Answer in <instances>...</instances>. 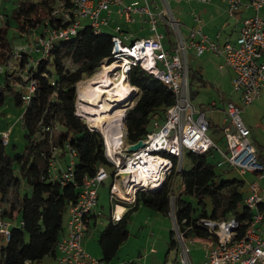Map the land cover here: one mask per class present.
Instances as JSON below:
<instances>
[{
	"label": "built area",
	"instance_id": "1",
	"mask_svg": "<svg viewBox=\"0 0 264 264\" xmlns=\"http://www.w3.org/2000/svg\"><path fill=\"white\" fill-rule=\"evenodd\" d=\"M141 1L142 4H138ZM180 1V0H177ZM200 4H208L211 0H196ZM228 4V13L232 15L241 5L243 9L253 8L256 12L264 6V0H223ZM69 9L59 4L52 14L61 15V27H50L47 21L42 29L43 35L33 43L21 45L12 50L13 59L20 65L21 79L24 82L21 100L28 104L37 92L39 82L29 73L40 60L47 59L53 43L56 40H68L75 37L85 26L89 25L95 33L102 32V26L109 21L110 6L117 5V13L125 20H133V13L145 17L152 32L150 37H142L125 43V35L119 25L114 27L111 37L112 47L110 64L113 72L125 74L134 66L151 74L155 79L163 82L174 94V103L167 108L163 120L154 119L152 129L143 139V147L129 152L125 140L126 129L124 118L126 110L134 100L126 99L121 103L124 118L121 132L115 139L107 142L101 133L105 147V156L112 167L107 172L104 166L99 165L93 175H85L77 185L74 178L75 151L65 145L70 161L63 170L58 169L59 148L51 146L49 155V170L54 178L62 184L71 182L78 187V196L68 207L69 216L66 221V233L59 238L56 244V253L52 264H105L99 258L91 256L83 247L82 239L85 235L86 216L96 207L98 186L110 175L112 181L109 187L110 202L113 206L112 221H119L124 209L121 203H134L138 191H152L160 188L166 177L170 175L174 166L181 167L185 153H205L209 149L217 148L208 135L209 122L205 112L194 107L189 94L187 49L193 47L199 56L205 50H212L222 54L223 62L219 69L229 67L233 71L231 85L234 91L239 92V102L227 101L224 111L226 120L233 126L234 131L226 130L224 137L228 153L219 152L226 163L244 175L247 172L255 174L257 179H264V165L256 155V148L249 138L250 130L242 118L245 107L260 96L264 97V19L259 16L248 17L242 20L239 32L234 42L225 41L219 44L209 39L203 32L198 12L192 13L193 25L188 29V40L185 41L180 32L181 22L166 0H162L163 7L153 10L149 0H134L126 4L124 0H70ZM101 12H105L104 16ZM82 18L88 23L83 24ZM163 19L175 33L174 48L166 50L162 39L164 35L158 30L159 22ZM40 27V26H39ZM218 38V35L216 36ZM39 55L36 58L34 55ZM3 68L0 67V71ZM17 69V68H16ZM51 84L54 81L51 80ZM79 83H77L78 85ZM78 87V86H77ZM78 90V89H77ZM77 93L75 114L82 111L81 101ZM215 105V103H212ZM86 121V120H85ZM88 127L93 130L89 119ZM50 133L53 129L47 128ZM98 130V129H97ZM264 132V127H263ZM8 131H0L2 145L8 142ZM135 143V142H134ZM249 194L244 197V204L251 210L252 215L245 229L243 237L235 239L238 223L234 219L213 221L200 219L198 224L205 227L211 239H202L204 245V261L202 264H264V226H260L264 215L259 206L264 197V186L257 181L249 183ZM174 199V196H170ZM174 218V213H172ZM21 224V222H19ZM11 222L2 216L0 205V237L7 241L10 237ZM178 242V261L180 264H191L189 248L186 239L175 229ZM194 239H191L192 242ZM199 241L201 239H198ZM25 264H44L43 262L26 261Z\"/></svg>",
	"mask_w": 264,
	"mask_h": 264
},
{
	"label": "trees",
	"instance_id": "2",
	"mask_svg": "<svg viewBox=\"0 0 264 264\" xmlns=\"http://www.w3.org/2000/svg\"><path fill=\"white\" fill-rule=\"evenodd\" d=\"M16 3L13 17L23 34L40 26L39 34L43 35L45 21L50 27L65 26L66 23L60 22L61 15L52 14V11L59 4L64 9L71 7L70 0H17ZM7 31L6 26L0 27V65L13 57ZM111 37V33H95L85 25L75 37L56 40L49 57L29 70L38 80L39 87L28 104L21 100L22 89L14 88L10 81L11 78L20 82V76L8 71L3 73L0 107L8 98L13 106L24 107L21 125L25 145L10 156L5 151L8 142L2 145L0 141L2 216L12 219L17 213L21 222L11 226L9 239L0 243V264L42 262L45 257L56 253L64 215L69 204L76 200L79 190L71 182L62 184L50 172L51 146L62 151L67 144L75 151L74 178L77 185L85 175H93L97 166H111L105 156L101 133L91 130L86 121L75 114L77 83L94 75L102 63L112 62ZM66 60L75 67H67ZM126 79L136 88L134 103L126 110L124 121L125 140L134 143L145 137L154 119L163 120L167 108L174 103V94L163 82L138 66L130 69ZM47 128L53 129V133ZM209 152L211 149L200 154L187 153L191 165L180 173L181 188L173 209L175 224L184 239H211L213 237L208 230L198 224L200 219H234L238 223L235 239H240L252 215L244 204V180L239 177L221 179L214 162L209 160ZM175 168L160 188L138 191L133 206L122 214L120 220L109 221L99 232L97 244L102 261L110 262L115 257L119 246L128 237V223L139 205L164 214L170 211L172 188L169 178ZM184 196L194 200H187ZM87 216L85 230L88 227ZM174 234V230L170 231L171 244L176 242Z\"/></svg>",
	"mask_w": 264,
	"mask_h": 264
},
{
	"label": "rangeland",
	"instance_id": "3",
	"mask_svg": "<svg viewBox=\"0 0 264 264\" xmlns=\"http://www.w3.org/2000/svg\"><path fill=\"white\" fill-rule=\"evenodd\" d=\"M247 1L248 0H242V3H246ZM0 2H1V0H0ZM160 2H161V0H160ZM14 3H15V7H16L17 3L15 0H13V1L10 0L8 2L3 1V3H2L3 7H2V5H0L2 9L5 8V10H3L2 12H5L7 17L11 21L10 27L8 28V31L6 34V37L9 41V46L11 47L12 50L16 49L17 46H20L21 44H27L29 41H30L29 43L33 42V41H31L33 38L32 33H27V34L21 35V32L18 29V24L13 17V11L15 8L14 9H12V8L14 7ZM141 3L142 2L140 1V4ZM200 7L203 9H211L212 8L214 10V12H215L214 16H213L214 20H206V24L209 25V29L214 28L215 31H218L217 34L220 33L219 34V36H220L219 40L220 39L223 40L225 38H230V40L233 41L237 36V28H236L237 25L238 24L241 25L242 20L245 18L253 17V16H259L262 19H264V6H262L259 9V11L256 12L253 8L243 9V7L241 5L237 10H234V13L232 15H230L228 13L227 2H225L223 0H212L208 4H201ZM177 9L178 10H185V9H187V7L185 6L184 2H181V3H178ZM188 10L189 9H187L185 11H188ZM39 15L40 16L43 15L42 11H40ZM161 22H163V25H166V27H167L166 33H165L164 43H165V41H169L171 43V45H173V41L175 42V40H176L175 33L173 31L168 32L170 27H169L168 23H165V21L163 19H161ZM192 22H193V20H192ZM192 25H193V23H192ZM201 25L203 26L202 23H201ZM186 30H187V28H186ZM181 31L183 33L185 32V28L183 26H181ZM38 33H40V30L38 31ZM213 54L214 53H212V52L211 53L208 52V53H204L202 56H197V55L191 54L190 52L187 51L189 94H190L191 101H192V104L194 105V107H196L199 110L205 111L207 118H209L210 114L213 112V114H212L213 117L210 118L211 125H222L221 121L219 119V116L217 114L218 113L217 110H213L210 106L211 100L218 98L216 89L208 83H204L203 85H201L200 82H197V78H196V77H198L199 69L206 63H207V65L204 69L205 70V73H204L205 76L215 77V75L218 74V65L223 62V59L219 63L218 62V56L215 54H214L215 55L214 56ZM38 57H39V55L36 54V58H38ZM65 64L67 67H70V68L75 67L69 60H66ZM103 64H105V63H102L100 68H102V66H105ZM0 66L3 68L5 66V64L0 65ZM192 73H193V75H192ZM111 76H114V72L111 73L110 78H111ZM108 77H107V80H108ZM3 79H4L3 73H0V82H2ZM112 80H114V79H112ZM108 82H111V80L109 79ZM228 88H229L228 92H230V90L233 91L232 85L227 83V89ZM135 93H136V90L130 96V98H133V100L135 99ZM8 97H10V96H8ZM76 101H77V97H76ZM259 101L262 103V112L264 113V99L261 98V99H259ZM120 105L121 104H119L118 107H114V109L112 111L114 112L117 109H121V108H119V107H121ZM8 106H10L11 108L15 107L10 102L9 98L6 100L5 104L0 107V112L2 111V109L4 107H8ZM246 107H248V106H246ZM83 114L85 115V117H82V119L87 121L88 115H86L84 112H83ZM1 118L2 117L0 116V122H2ZM243 118H244V116H243ZM262 124L264 125V120H263ZM151 129H152V125L150 127V130ZM120 132H121V126L118 129V134ZM23 134H24V130H22V132H21L22 137L20 138V142L17 143L16 147H14V150H19V149L21 150L22 148H24L25 140L23 138ZM15 135H16V133H15ZM12 144H14V142H12ZM8 147L10 149L12 148V146H8ZM218 147L222 151H225L227 154L226 147L222 144V142L218 143ZM257 154H258L259 158H261L263 156L262 153H260V152L256 153V155ZM208 157H209V160L214 162L215 171L217 172V174H220L221 179H231L234 177L241 178V175L238 173V171L231 168L230 165L225 162L224 157L222 156V154L219 152L218 149L212 148L211 152H209V154H208ZM58 160L61 163L63 162V164H65L66 162H69L70 161L69 153L65 152L63 154V156L58 155ZM75 160H76V158H74V161ZM190 165H191L190 160L187 156V153H185L181 167L178 168L176 166L175 171L173 172V174L169 178L170 185L172 188L171 196H174V199H170V211L168 213L164 214V213L152 210V209H150L146 206H143V205H140L133 212L131 219L128 223V227H127L128 228V237L126 238V240H124V242L118 248L115 257L111 261L112 264L114 262L127 263L128 261L131 260V258H134V260L137 261V259L139 257V255H137V254L142 255L143 253H145V251H148L149 248H154L156 250V252H159V255L161 256V258H163L165 256L166 252L168 251L169 245H170L169 244L170 231L171 230L175 231V229L177 228V226L175 227L176 224H175L174 218L172 216V208L174 209V203L176 200V196H177L178 191L181 188L180 173L183 169H188L190 167ZM104 168L106 169L107 172L112 171L111 166H106V167L104 166ZM111 181H112V176L110 175L106 180L103 181L102 184H100L98 186V189H97V192H98L97 210L99 211L100 214L97 216L98 221H97L96 226H91L88 229L87 236H86L90 240L91 252L89 254L95 258H100V248L97 244L98 233L109 221V214H110L109 187H110ZM255 181H257V179H255ZM257 182L259 183V181H257ZM247 189H248L247 184H246V182H244V185L242 188L244 196H247V194H248ZM28 191H29V189H28ZM184 198H186L187 200H194L193 198L186 197V196H184ZM66 215H67V211H66L64 217H66ZM12 222H14V221H12ZM185 244L189 248L190 261L192 262L191 264H202V262L204 261L202 243L194 240L192 242L187 241ZM177 245H178V242H177ZM152 255L154 256V255H156V253H154ZM49 261H50V258L45 257L42 262L45 264H48ZM128 264H130V263H128ZM178 264H180L179 261H178Z\"/></svg>",
	"mask_w": 264,
	"mask_h": 264
},
{
	"label": "crops",
	"instance_id": "4",
	"mask_svg": "<svg viewBox=\"0 0 264 264\" xmlns=\"http://www.w3.org/2000/svg\"><path fill=\"white\" fill-rule=\"evenodd\" d=\"M3 1L4 2L5 1L8 2L10 0H1L0 5H2ZM15 1H17V0H15ZM96 1L97 0H94V2H96ZM131 1H134V0H124V2L126 4H129ZM149 1L151 2L150 5H151V8L153 10H158V9L163 7L162 0H161V2H160V0H149ZM167 2L169 4V7L173 11H175L176 15L178 16V18H179V20L181 22V26H183L185 28V32L183 33L181 31V26H180V32H181V35H182V37H183V39L185 41L188 40V30H189L188 28L193 23L192 22V13L193 12L200 13L199 14L200 18H201L200 26H201L203 32L209 37V39L217 41L219 44H221V42L224 43L225 40L226 41H230V42H234L236 40V38L238 36V32H239L238 31L239 30L238 28L240 26L239 24H238L239 26L237 25V27H236L237 28V36H236V38L233 41H231L230 38H225L223 40L222 39L219 40V38H220L219 34L220 33L217 34L218 31H215L214 28L209 29V25L206 24V20H214L213 16H214L215 12H214V10L212 8L211 9H203V8L200 7L201 4L198 3L196 0H180V1L167 0ZM181 2H184V4L187 7V9H189L188 11H185L187 9H185V10H178L177 9L178 3H181ZM138 4H140V1H138ZM2 7H3V5H2ZM14 8H16L15 7V3H14V7L12 9H14ZM117 8H118V6L114 5V4L110 6L111 12L109 14V21H108V23L106 25L101 27L102 31H105V32L113 34L114 33V27L116 25H119L122 28V32H123V34L126 37L125 40H124L125 43H130L131 41H133L135 39H138V38L152 36V32L149 29V23L145 20V17L141 16L138 13H133L132 14L133 20H131V21L125 20L124 17L119 16V14L117 13ZM3 10H5V8L2 9L1 6H0V27L1 26H6L7 28H9L11 21L7 17L6 13L2 12ZM104 13L105 12H101V15L104 16L105 15ZM82 23L83 24H87L88 23V19L87 18H82ZM201 23L203 24V26L201 25ZM39 28H41V27H37L36 29H34L31 32L32 33V37H33L31 41L34 42L35 39H37L39 36H42V34L38 33V31L40 30ZM166 28H167L166 25H163V22L160 21L158 30L164 35V37L162 39V43H163V45H164L166 50L171 51L174 48L176 40H175V42L173 41V45H171V43L169 41H165V43H164ZM186 28H187V30H186ZM169 31L172 32L171 28L168 30V32ZM21 35H23V33H21ZM217 35H218V38L216 37ZM21 45H25V44H21ZM17 47H19V46H17ZM187 51L190 52L191 54L197 55L196 52H195V49L193 47L188 48ZM208 52H210V53L212 52L215 55H217L219 63H220V61H222V59H223L222 54L216 53V52H214L212 50H205L199 56H202L204 53H208ZM37 55H38V53H37ZM34 56L36 57V54ZM186 60H187V53H186ZM206 65H207V63L204 64L199 69L198 77H196L197 78V82H200L201 85H203L204 83H208V84H210L211 86H213L216 89L218 98L217 99H212L211 102H210V106H211V108L213 110H217V112H218L217 114H218L219 119H220L221 124H222V125H211L210 118L213 117L212 116L213 112H212L210 114L209 118L206 117V119L209 122L208 135L210 136V138L212 139V141L214 142V144L217 147H218V143L222 142V144L226 147V150H227V153H228V148H227V145H226L224 132L226 130H229V131L233 132L234 128L230 124V122L228 120H226V115H225L224 108H225V105H226L227 101L239 102L240 94H239V92L234 91V90L233 91L230 90V92H228L229 88L227 89V83L231 85V80H232V77H233V71H232L231 68L224 67L222 70H220L219 69V65H218V74L215 75V77H213V76L207 77L204 74L205 73L204 69H205ZM5 71H8L9 73H14L15 76H20V78H21V75H22L21 72L22 71H20V65L16 62L15 59H13V57H12V59L10 61H8L5 64V66L0 71V73H4ZM192 75H193V73H192ZM84 80H81V81H84ZM10 81L12 82L14 88H16V89H21L24 86L23 85L24 84L23 81L18 82V81H15L14 79H11V78H10ZM135 90H136V88H135ZM261 98L264 99L263 96H260L259 98L254 100L251 104L247 105L248 107H246L244 109V111L242 112V118L244 116L243 120H244L245 124L248 126V128L250 130L249 138H250V141L252 142V144L256 148V153L260 152L263 155L261 158H259L258 154H257V158L264 165V154H263L264 153V132H263L264 125L262 124L263 120H264V113L262 112V103L259 101V99H261ZM212 103H215V105H212ZM23 108L22 107H16V108L13 107V108H11L10 106H8V107H4L2 109V111L0 112V116L2 117L1 118L2 122H0V131H8L9 132L8 144L5 146V151L10 156H12L16 152H19V151H21L23 149L22 148L21 150L20 149L19 150H14V147H16L17 143L20 142V138L22 137L21 132H22L23 128H22V125H21V114H22ZM205 116H206V113H205ZM15 133H16V135H15ZM12 142H14V144H12ZM8 146H12V148L10 149ZM218 149L220 151H222L219 147H218ZM65 152H66V150L59 151L58 155L63 156V154ZM222 152L226 153L225 151H222ZM58 155H57V157H58ZM68 163L69 162H66L65 164H63V162L61 163L59 161L58 169L59 170L65 169ZM241 179H243L244 182H246L247 187H248L249 183L255 181V179H257V178H256L254 173L247 172L244 175H241ZM257 181H259L261 186H264V179H257ZM247 191H248V194H249V187H248ZM244 197H246V196H244ZM97 204H98V198H97ZM97 204H96V207L87 216V218H88V227H87V230H85V235H84V237L82 239L83 247L88 253L91 252V250H90L91 248H90V240L86 236H87L88 229L91 226H96V224H97V221H98L97 216L100 214L99 211L97 210ZM133 204L134 203H121L120 206L124 209V212H125L128 208L132 207ZM4 206H5V204H4ZM112 209H113V206L111 205V202H110L109 221L112 220L111 219ZM259 209H260V211H262V213L264 215V197L261 200V204L259 206ZM172 213H174L173 209H172ZM68 216H69V212H68V208H67V215H66V217H64V225H63V230H62V233H61L60 237H62L66 233V221L68 219ZM9 220L11 222V226L19 225L20 219H19V215L17 213H15L14 217L12 219H9ZM12 221H14V222H12ZM174 221H175V219H174ZM259 225L260 226H264V220ZM98 235H99V233H98ZM175 237H176V234H174V238ZM97 238H98V236H97ZM169 238H170V234H169ZM191 239H194L195 241L201 242L202 245H203L202 238H194V237L193 238H188V239H186V242L190 241ZM198 239H201V240L199 241ZM2 241H3V239L0 238V243ZM175 241L176 242L174 244H171L170 241H169L170 245H169L168 251L166 252V254H165V256L163 258H161V256L159 255V252H156V250L154 248H149V250L145 251V253H143L142 255L137 254V255H139L137 261H135L134 258H131V260L128 261L127 263L114 262L113 264H128V263H130V264H178V245H177V240L176 239H175ZM154 253H156V255L153 256L152 254H154ZM100 256H101V254H100ZM47 257L50 258V261L48 262V264H52L54 262L55 256H47ZM203 259H204V245H203ZM111 261L110 262H105V264H112Z\"/></svg>",
	"mask_w": 264,
	"mask_h": 264
},
{
	"label": "bare ground",
	"instance_id": "5",
	"mask_svg": "<svg viewBox=\"0 0 264 264\" xmlns=\"http://www.w3.org/2000/svg\"><path fill=\"white\" fill-rule=\"evenodd\" d=\"M113 67L115 66H102L94 75L78 82L77 87L83 109L79 114L85 117L84 112L88 115L91 126L98 129L107 142L112 139L111 137L113 139L117 137L124 118L122 109L114 112L112 110L135 91V88L127 82L125 74L114 73L110 78ZM107 77L111 82H108Z\"/></svg>",
	"mask_w": 264,
	"mask_h": 264
},
{
	"label": "water",
	"instance_id": "6",
	"mask_svg": "<svg viewBox=\"0 0 264 264\" xmlns=\"http://www.w3.org/2000/svg\"><path fill=\"white\" fill-rule=\"evenodd\" d=\"M124 121H125V118H124ZM93 130H96V131L99 132V130H97V129H93ZM139 147H143V142H142L141 140H138L137 142H135V143L129 145V146H128V151H129V152L135 151V150H137ZM172 209H173V208H172ZM175 227H176V225H175Z\"/></svg>",
	"mask_w": 264,
	"mask_h": 264
}]
</instances>
